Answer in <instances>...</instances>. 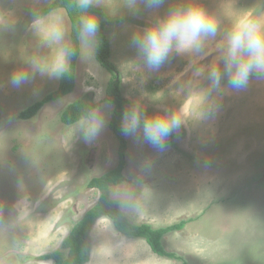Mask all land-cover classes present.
<instances>
[{"label":"rangeland","instance_id":"rangeland-1","mask_svg":"<svg viewBox=\"0 0 264 264\" xmlns=\"http://www.w3.org/2000/svg\"><path fill=\"white\" fill-rule=\"evenodd\" d=\"M50 1L0 0V264H53L34 256L59 247L98 198L87 181L117 163L118 141L108 128L112 104L103 99L110 74L95 59V37L80 35L74 90L30 119L17 117L57 87L56 65L69 47L64 9L38 14ZM94 3L119 20L106 34L124 95L153 115L179 119L173 142L163 147L141 133L126 135L123 173L130 181L111 186V197L134 223L187 222L162 239L181 257L175 259L155 254L143 238L120 233L100 216L88 231L83 264H264V78L253 77L241 90L211 91L207 79L208 69L222 65V45L234 25L264 23V0H164L158 9L140 4L138 11L131 0ZM189 7L215 19L216 36L205 39L201 52L174 50L158 69L148 68L133 36L169 10ZM56 30L66 44L56 41ZM21 70L30 79L15 87L11 76ZM85 94L100 104L88 118L64 124L63 108ZM96 118L104 122L100 131L86 137Z\"/></svg>","mask_w":264,"mask_h":264},{"label":"trees","instance_id":"trees-1","mask_svg":"<svg viewBox=\"0 0 264 264\" xmlns=\"http://www.w3.org/2000/svg\"><path fill=\"white\" fill-rule=\"evenodd\" d=\"M62 8L69 19V47L72 54L67 57V64L64 71L58 73V85L56 88L44 94L40 99L32 102L17 114L19 119H30L37 114L43 105L49 101H54L71 93L76 84V65L80 52V22L85 15H94L99 20V30L95 36L94 56L99 64L109 72L110 80L106 87L104 101L112 104V113L108 121V128L118 141L117 163L111 169L99 176L90 178L86 186L95 188L99 195L96 202L85 210L83 215L74 222L68 234L62 239L59 247L53 251L34 256L37 260H52L53 264H83L88 258L87 234L100 216H107L114 228L120 233L143 238L150 249L157 255L169 258L181 259L173 251L165 249L163 236L171 231L182 229L186 220L153 227L148 223H134L128 219L120 203L111 197L110 187L118 185L124 181H130L123 170L126 165L127 140L123 131V118L126 112L138 109L146 116L153 115L151 111L142 109L133 104L123 93V78L117 66L110 60L111 43L106 34V29L119 20H110L106 16L105 8L93 3L89 9L82 10L78 0H51L47 5L42 6L38 14L45 16L52 10ZM100 104L88 95H83L67 104L60 113V120L67 125H72L82 119L88 118L91 111ZM172 133L164 143L173 142Z\"/></svg>","mask_w":264,"mask_h":264},{"label":"clouds","instance_id":"clouds-1","mask_svg":"<svg viewBox=\"0 0 264 264\" xmlns=\"http://www.w3.org/2000/svg\"><path fill=\"white\" fill-rule=\"evenodd\" d=\"M94 0H80L79 7L87 10ZM164 0H131L130 7L139 10L142 4L146 9H158ZM99 30V20L94 15L81 18L80 31L85 40L94 38ZM218 25L215 19L202 8L172 9L163 16L154 27L136 34L132 43L138 50L144 63L150 69H158L175 50L177 52H201L204 41L215 37ZM62 33L56 30L54 37L60 39ZM222 65L212 66L207 71L210 91L223 87L233 90L245 89L253 77L264 78V23L257 20H244L234 25L227 32L222 45ZM71 49H63L56 65L55 72L65 69ZM198 74L203 69H198ZM30 79L28 71H16L11 76V83L19 87ZM102 119H94L85 132L86 137L95 136L103 125ZM176 116H146L138 109L126 112L123 118V131L127 134L141 133L143 139L156 147H163L164 141L178 128Z\"/></svg>","mask_w":264,"mask_h":264},{"label":"crops","instance_id":"crops-1","mask_svg":"<svg viewBox=\"0 0 264 264\" xmlns=\"http://www.w3.org/2000/svg\"><path fill=\"white\" fill-rule=\"evenodd\" d=\"M79 1V0H78ZM58 9H60V8H58ZM62 9V8H61ZM65 11V10H64ZM62 28V27H61ZM51 30H53L54 31V29L53 28H51ZM61 41H63L65 44H66V41L64 40V37L63 36H61ZM56 41H58V39H56Z\"/></svg>","mask_w":264,"mask_h":264}]
</instances>
